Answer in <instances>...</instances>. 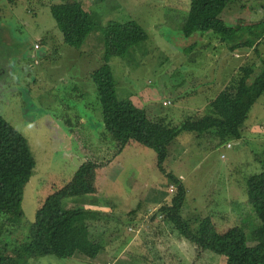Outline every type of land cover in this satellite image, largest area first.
Returning a JSON list of instances; mask_svg holds the SVG:
<instances>
[{"label": "rangeland", "instance_id": "1", "mask_svg": "<svg viewBox=\"0 0 264 264\" xmlns=\"http://www.w3.org/2000/svg\"><path fill=\"white\" fill-rule=\"evenodd\" d=\"M63 1L0 0V114L26 136L36 158L24 215L0 212V250L22 242L44 200L62 191L65 207L114 215L84 228L105 247L94 259L46 255L30 264H226L225 255L198 249L155 214L174 185L153 148L131 141L116 154L90 74L104 62L103 27L138 21L148 40L110 57L118 96L145 107L153 120L178 126L209 114L210 101L241 65L261 66L264 26L254 35L244 28L238 37L254 41L259 54L248 46L231 51L212 32L184 36L190 0H82L95 26L78 49L64 42L51 14L50 5ZM221 17L228 25L252 24L264 18V0H232ZM242 129L241 139L225 141L182 131L165 166L188 189L182 215L192 230L211 216L222 233L243 226L252 243L259 219L247 180L264 168V94Z\"/></svg>", "mask_w": 264, "mask_h": 264}, {"label": "trees", "instance_id": "2", "mask_svg": "<svg viewBox=\"0 0 264 264\" xmlns=\"http://www.w3.org/2000/svg\"><path fill=\"white\" fill-rule=\"evenodd\" d=\"M231 1L190 0L184 36L212 32L230 44L231 51L248 46L259 54L254 41L239 43L238 37L244 28L254 35L255 29L264 26V18L249 25H228L221 14ZM50 10L64 42L79 49L95 26L94 14L84 8L82 0L53 3ZM103 35L104 62L90 76L97 88L105 128L115 140L116 154L131 141L153 148L158 155L159 169L176 187L171 200L165 199L155 214L172 224L198 249L225 255L226 264H264V168L247 180L248 201L259 219L252 230V243H248L243 226L236 225L222 233L216 229L211 216L202 218L197 230H192L190 221L182 215L188 189L165 166L169 147L182 131L211 134L221 141L243 137L242 126L264 94V58L259 67L254 63L240 66L231 82L210 101L209 114L189 117L176 126L153 120L145 107L137 106L130 98L121 99L117 93L110 57L124 56L148 40L145 28L136 20H110L103 27ZM35 166L36 158L26 136L0 114V212L11 217L24 215V190ZM65 197L62 191H56L44 200L27 237L14 247L0 250V264H30L31 260L46 255L94 259L100 254L105 247L103 240L94 239L84 228L91 219H108L114 215L89 208L65 207Z\"/></svg>", "mask_w": 264, "mask_h": 264}, {"label": "built area", "instance_id": "3", "mask_svg": "<svg viewBox=\"0 0 264 264\" xmlns=\"http://www.w3.org/2000/svg\"><path fill=\"white\" fill-rule=\"evenodd\" d=\"M35 47H36V48H39V44H35ZM228 145H230V144H228ZM174 186H175V185H174ZM174 186H171V190H173V191L176 189V187H175V189H173Z\"/></svg>", "mask_w": 264, "mask_h": 264}, {"label": "crops", "instance_id": "4", "mask_svg": "<svg viewBox=\"0 0 264 264\" xmlns=\"http://www.w3.org/2000/svg\"><path fill=\"white\" fill-rule=\"evenodd\" d=\"M84 5V4H83ZM85 8V7H84ZM86 9V8H85ZM40 47V46H39ZM39 49V48H38Z\"/></svg>", "mask_w": 264, "mask_h": 264}]
</instances>
